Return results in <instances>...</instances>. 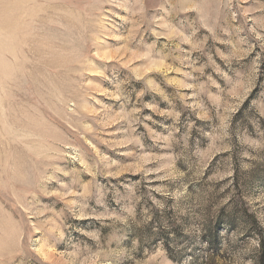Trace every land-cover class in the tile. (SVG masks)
I'll return each mask as SVG.
<instances>
[{
  "label": "rangeland",
  "instance_id": "1",
  "mask_svg": "<svg viewBox=\"0 0 264 264\" xmlns=\"http://www.w3.org/2000/svg\"><path fill=\"white\" fill-rule=\"evenodd\" d=\"M264 0H0V264H258Z\"/></svg>",
  "mask_w": 264,
  "mask_h": 264
},
{
  "label": "trees",
  "instance_id": "2",
  "mask_svg": "<svg viewBox=\"0 0 264 264\" xmlns=\"http://www.w3.org/2000/svg\"><path fill=\"white\" fill-rule=\"evenodd\" d=\"M258 264H264V257H261V258H260V261H259Z\"/></svg>",
  "mask_w": 264,
  "mask_h": 264
}]
</instances>
